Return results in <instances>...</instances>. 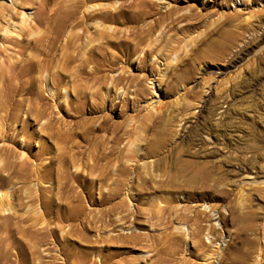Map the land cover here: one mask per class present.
I'll return each mask as SVG.
<instances>
[{"label": "rangeland", "instance_id": "374dc122", "mask_svg": "<svg viewBox=\"0 0 264 264\" xmlns=\"http://www.w3.org/2000/svg\"><path fill=\"white\" fill-rule=\"evenodd\" d=\"M121 1L96 0L90 6H119ZM154 1L163 12L174 9L172 16L179 21L171 28L168 19L142 43V31L152 17L140 23L126 20L136 13L128 1L122 14L107 8L103 25L117 31L112 38L117 44L104 50L118 55L116 64L111 69L105 64L100 73H107L108 79L91 77L94 63L78 77L60 68L63 44L57 42L54 84L43 69L35 92L18 93L9 107L0 104V146L8 149L7 154L0 150V168L5 167L0 172L5 204L0 205V264H86L87 255L89 264L108 255L113 260L124 256V264H133L131 258L151 264L149 258L157 250L152 240L166 234L165 223L135 226V216L120 211L121 205H217L212 213L221 234L218 246L224 248L230 236L219 213L241 202L260 208L249 230L254 238L246 245V264H264V0ZM11 3L0 0V47H7L11 59L23 60L34 50L30 47L21 55L15 40L28 43L39 36V21L33 19L38 4L27 0L24 7L7 12ZM127 38L137 49L125 60L120 43ZM148 46L155 50L141 64ZM3 62L7 64L0 56ZM119 73L123 79L115 87L112 76ZM50 110L52 128L47 126ZM51 142L55 163L46 170ZM172 145L179 146L183 158L213 165L210 176L217 179L216 189L189 200L182 189L157 184L169 175L153 169V160ZM40 148L45 152L38 155ZM119 154L151 163L154 175L146 180L148 187L141 188L145 180L129 174L118 189L117 161L107 157ZM88 162H97L91 175L86 174ZM190 175L178 180L190 183ZM133 179L136 185L131 188ZM182 225L188 233L183 248L189 250V231L195 224L174 222ZM133 230L153 233L157 239L142 245L109 241Z\"/></svg>", "mask_w": 264, "mask_h": 264}, {"label": "bare ground", "instance_id": "6f19581e", "mask_svg": "<svg viewBox=\"0 0 264 264\" xmlns=\"http://www.w3.org/2000/svg\"><path fill=\"white\" fill-rule=\"evenodd\" d=\"M92 1L96 0H31V3L38 4L33 19L39 21V24H37L36 27L39 29L40 33L39 36L34 37L32 41L28 43H23V39L20 40L19 38L15 40V44L20 46L18 52L21 55H24L30 47L34 50L33 53L31 52L32 54L29 52L30 56L26 58L24 57L25 59L23 60L19 58L11 59L12 57L10 56L7 47H0V56H3L5 61H7V64H4V62L0 64L1 105L9 107V105L14 103L16 95L20 92L31 93L32 90L35 92L37 90L36 84L38 85L37 81L39 78L40 80L42 79V75L39 76V73H41L43 69L47 71L48 79L51 84H54V73L56 68L54 63L56 57L54 46L57 42L63 44V51L60 57V68L67 67L69 68L70 73H73L75 77H78L81 73H87L88 66L91 63H94V68L92 70L90 69L91 77L102 81L108 79L106 76L107 73H100L105 69V64L108 65V67L106 66L107 68L110 67L111 69V67L116 64L118 58V55L115 53H106L104 50L106 49V45L117 44L116 41L112 39L115 37L114 34L117 33V31H114V29L109 31L111 29L103 25V21L108 18V16L105 15V12L108 9L110 11H116L117 15L122 14L123 7H125V3L128 1L127 6L135 8L136 13L130 14L127 19L125 18L126 20L140 23L141 20L144 21L147 18L152 17L151 20L149 19L150 22L147 21L149 23L147 24L148 26L146 25L147 27H145L142 31L143 35H141L139 43L145 42L148 35L168 19H170L168 20L170 22L167 24L169 27L175 24L174 21L176 18L172 16L174 9L169 8L163 12L155 6L156 3L154 0H123L119 6L109 3L107 7H104L101 3L97 4L96 2V4L90 6ZM22 2H24V4ZM26 2L27 0H21V2H18V0H12V3L7 5V12L14 7H17L18 9L20 6L24 7ZM175 9L177 10V8ZM176 10L174 12H176ZM15 12L18 13L19 11ZM176 20L179 21V19ZM40 27H43V31ZM31 32L32 31H30V33ZM28 36L31 35L28 34ZM130 36L131 35L127 37L129 38ZM128 38L124 41V43H120L123 47L121 48L124 52L125 60H128L134 50L137 49V44L134 45L135 48H132ZM100 39H102V41L105 39V42H100ZM154 50V47L148 46V50H146L139 63L145 64V58H147L146 56L148 54L151 55ZM122 79L123 76L120 73L117 76L113 75V86L116 87ZM28 112L31 111L29 110ZM47 115L49 119L47 126L52 128L54 125L53 111H48ZM26 123L28 124V119L26 120ZM27 124H25V127H28ZM164 125L166 126V124ZM25 127L24 129H26ZM165 133H167V131H165ZM0 134L2 133L0 132ZM49 145V148H46V150L51 154V156L48 164L46 165V170H51L55 163V149L53 142ZM133 146L137 147V145L134 144ZM159 146H161L160 143ZM137 149L139 151V147H137ZM0 150H2V154H7L6 150L8 149L5 145L0 146ZM42 150L43 149L40 148L38 155L45 152V150L43 152ZM138 156L140 157V154ZM138 156L137 158H129L130 156L127 158L124 156L122 157L121 154H119L116 157H107V160L117 161V171L120 175V181H118L119 190L123 189L125 185V177L129 174L135 175V177L138 178V181L140 179L145 180L143 181V184L140 185L141 188L149 186L146 180H153L154 173L152 175L153 171L151 170V163H141V159L138 158ZM197 160L198 159L190 160L181 157L179 146L172 145L168 148V153L158 155L156 160H153V169H162V171L164 170V173L169 175L166 176L165 179L159 180L160 182H157V184H164L167 187L174 188V190L182 189L189 197V200H193V198L200 194L203 195L204 192L210 191L211 189H216L217 179L210 176L213 165L206 161ZM4 168L5 167L3 165L0 168V172ZM86 169V174L91 175L97 169V162H88ZM175 173L179 174V176L189 173L191 174L190 180L192 179V181L190 183H184L178 180L179 176L175 175ZM195 177H198V180H195ZM2 180L4 181L6 179L2 178ZM135 185L136 183L133 179L131 181V188L135 187ZM2 199L3 198L0 197V205H5L2 204L4 203ZM237 204L229 205L227 213L220 212L218 216L223 230L227 227L225 230L230 236V240L227 241V244L225 243L226 245L224 248H220V246H218L221 234L217 228L218 224L214 222V216L216 214L212 213V210L216 208L217 205H152L151 203V205L145 207L142 205H136L134 209H131L128 205H121L120 211H129V213L135 216L132 221L135 226L139 224L144 225V221L152 225L160 221V223H165L167 232L164 236L160 237L158 241L152 240V238L157 239V237H154L153 233L136 230H133L128 235L124 234L122 237L121 235H118V237L110 236L109 241L120 240L123 245L124 243L137 245L141 241L152 240V243L155 242L157 250L149 258L151 260V264H246V245L252 237L254 238V235L249 234V230L252 229L255 220L259 217L260 208H254L253 205H244V202ZM140 216L145 217V220L142 221L139 218ZM153 219H155V221H153ZM176 220L194 221L195 226L189 231V239L192 241V248L189 250L187 249L188 251L183 248L185 238L188 233L185 232L186 229L183 225L174 226V222ZM18 242L22 245L21 240H18ZM106 245H109V242ZM92 246L100 247V244H92ZM184 251L186 252L185 254L183 253ZM3 256V254H0V258ZM124 258V256H121L119 259L113 260L108 255V257L104 258L100 263L96 260H92L90 264H124ZM83 261L86 264H89L88 255ZM108 261L110 262L108 263ZM130 261L133 264H138L135 258H131Z\"/></svg>", "mask_w": 264, "mask_h": 264}]
</instances>
